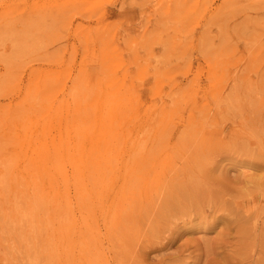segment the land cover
<instances>
[{
	"label": "rangeland",
	"instance_id": "374dc122",
	"mask_svg": "<svg viewBox=\"0 0 264 264\" xmlns=\"http://www.w3.org/2000/svg\"><path fill=\"white\" fill-rule=\"evenodd\" d=\"M78 101L86 104L76 115ZM63 109L68 122L55 119ZM67 125L85 135L66 133ZM80 136L82 175L65 154L53 159ZM99 138L101 151L113 147L101 169L92 165L91 141ZM263 152L264 0H0V264H52V257L55 264H133L136 251L145 264H192L222 221L211 232L169 231L148 244L137 238L166 225L190 228L199 219L181 223L188 211L220 199L226 208L207 221L225 214L224 222L250 225L244 210L264 207L261 181L242 197L231 174L262 163L252 172L263 177ZM163 158L183 171L165 176L163 195L138 212L141 235L134 222L117 231L112 214L131 205L111 206L123 167H154ZM229 161L245 165L229 168ZM18 203H25L22 216ZM28 229L40 232L33 243L48 260L30 249Z\"/></svg>",
	"mask_w": 264,
	"mask_h": 264
},
{
	"label": "bare ground",
	"instance_id": "6f19581e",
	"mask_svg": "<svg viewBox=\"0 0 264 264\" xmlns=\"http://www.w3.org/2000/svg\"><path fill=\"white\" fill-rule=\"evenodd\" d=\"M85 45L87 44L85 43ZM185 54L186 53L182 55H185ZM214 78L216 77L214 76ZM215 87H217V85L213 86L214 91L211 92L212 95L213 94L215 95L218 92V89ZM104 103L105 102H101L99 108H98V105L96 106V109L98 110L97 118L100 121L103 120L100 116L104 115L105 113L104 112L105 110H103L102 108V105ZM75 104L77 105V108L74 111L77 115L79 111L80 112L82 111L86 103L84 104L83 102L78 101V102H75ZM113 106H114V103L112 102V104L109 105V109L107 110L109 117H112L114 115V110L112 109ZM41 107L45 108L44 105L42 104H41ZM67 110L68 109H63L62 111L59 110V113L57 112L58 115L55 117V119L59 117L60 120L63 119L64 121L68 122L67 121L68 119L66 120L65 118H68L72 114H70ZM85 117L86 116H80L78 120L80 122H83V120L86 119ZM53 120L54 119H51V122ZM78 125L75 127L74 125H72L70 128H69V125H67V131L65 130L66 133H69L68 132L69 130H73V132L77 135H85L84 133H82L81 128ZM83 138L84 136L82 137L80 136L77 146H75V148L73 149H71L69 146H59L58 149L59 151H61V154L54 155L53 157L54 160L58 161V158L65 154L64 159L67 161L66 163H70V165L75 167L76 170L78 169L77 171H79L80 175H82L85 172L86 163H87V161L85 160L86 155H84L85 152H84ZM91 142H92L91 149H93L92 151L94 152L96 156L95 163L94 164L92 163V165L93 167L97 169H101L102 163L107 162L106 154L109 153L113 149V147L109 146L108 143H105L106 150L101 151L100 149L103 147H102V141L100 138L95 141L92 140ZM53 151L58 152L54 150V148H53ZM229 151H231V148ZM44 152H45V148L41 144L39 146V152L37 153V156L40 162H38V165L36 166V168H33V171H39V173L44 171L46 164L43 161V159L41 160V158L45 157ZM91 156H92V153L90 152L88 154V158H90ZM225 157H228V156H225ZM100 159H102L103 162ZM161 162H162L161 164L157 163L156 165H154V167H149V168L147 166H149L150 163L141 164V162L138 163V161L134 162L133 165L128 164L123 167L126 175L123 178L122 183L118 190L119 197L114 196L111 202V206L115 204V200H118V202L124 201L125 203H129V204L131 203V205L129 209L125 211L124 213L121 211L115 210V212L112 214L110 218L111 226L116 228L117 231H120L121 227H123L124 224L129 223V222L130 223L134 222L137 224V228H138L136 229L137 234L141 235L142 233H140L139 231L140 229L139 221L143 219V217H141L140 213L138 212L141 209H143L144 208L143 205L146 202H150V200L153 199L154 196L156 198H159L160 196L163 195L162 189H164L169 182L168 180L164 178L165 176H167L168 174L172 176V173H176V172L180 173L183 171V169H180L179 170L180 172L176 171L174 166L171 165L170 161L167 158H163ZM227 163H229L230 165H228ZM227 163L225 162V166H229V168L235 167V166L242 167L245 165L244 162H238V163L232 162L233 165L231 164V161ZM260 165L251 163L249 167L251 170H261ZM106 168H108V166ZM109 169H111V167H109ZM156 169H159V171L155 172ZM217 169H218L217 166L212 167V170H217ZM222 169L224 170L225 168L221 167V170ZM228 173L229 172L227 170L225 172H221L220 180H223L224 178H226ZM10 179L11 177H7L6 180L9 181ZM256 179L261 181L260 191L264 192V176L260 177L254 174L253 180H256ZM16 181H19V180H16ZM16 184L19 185L20 183L16 182ZM206 186L208 187L209 190H212L214 189V186H216V183H211ZM259 196H260L261 201L264 202V193L263 194L261 193ZM189 197L194 198V196L192 195ZM256 197H257L256 195L251 196V199L256 198ZM226 204H227L226 202L221 201L220 199L218 201L216 200L213 206H207L204 209L195 207L193 210L187 212V215L184 216L185 219L181 220V223H183L184 225H189L185 223H192V221L199 219L197 220L198 222H194L193 226L190 225V228L187 227L183 229V227L176 226L173 229H171L172 226L170 228L169 226L166 225L163 228L160 227L162 229V232L160 228L158 229L157 235L151 236V235H146L144 233L145 235L142 236L143 237L142 239L140 236L137 238L139 239L137 242H140L139 244L141 243L148 244L150 240H157L161 237V234L168 233L169 231L175 232L178 235L184 234L186 232L197 231L199 229H205L206 232H211L215 229V227L220 225L222 221L223 227L220 228L218 232H216V235H215L216 237L215 239L211 240L210 246L208 248L206 247L205 250H203L197 256L191 255V258L193 259L192 264H243V262L244 264H264V207H260V206L258 207L254 205V207H250L251 209L249 208V209L244 210V215H246L250 219V225L248 226L243 221L239 223V220L236 217H232L234 219H228L227 222H224L223 219L225 218V214L213 216L212 221H207V218L209 217V215L218 214L220 211L226 208ZM215 206H217V208H215ZM24 207H25V203L17 204L18 212H19V215L21 216L23 214ZM253 210L254 212H252ZM227 216H230V215H227ZM32 222L36 224V221L33 219H32ZM239 225H241L242 228L239 229L238 228ZM38 233L40 232L31 231L30 229L26 230L23 233L31 238L32 243L30 242V249L31 248L36 249L37 246L34 245L33 240L38 238ZM242 239H245L247 241L244 244H242L241 243ZM168 241L170 240L168 239ZM213 244L215 246H213ZM235 245H238V246L236 247ZM192 246L195 247L197 251H199V246L197 244H192ZM238 247H240L241 250H239ZM142 248H145V246H142ZM207 249H210V251H207ZM138 250L140 251L139 248ZM36 254H37L36 256L39 258L41 257V258L47 259L46 255L42 256L40 252H38L37 249H36ZM232 254H234L235 256H232ZM86 256L88 257L89 255L88 254L83 255L82 258ZM137 256L139 258H137ZM142 257L143 255H141L139 252L136 251V259L134 260L133 264H145V260H143ZM49 262H52V264L53 263L55 264L57 260H55V258L52 257L51 260L48 261V263Z\"/></svg>",
	"mask_w": 264,
	"mask_h": 264
},
{
	"label": "clouds",
	"instance_id": "9594fccd",
	"mask_svg": "<svg viewBox=\"0 0 264 264\" xmlns=\"http://www.w3.org/2000/svg\"><path fill=\"white\" fill-rule=\"evenodd\" d=\"M253 175L252 170L248 168H240L232 172L231 179L234 182L235 190L242 197L248 196L249 186L253 183Z\"/></svg>",
	"mask_w": 264,
	"mask_h": 264
}]
</instances>
